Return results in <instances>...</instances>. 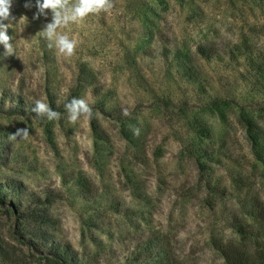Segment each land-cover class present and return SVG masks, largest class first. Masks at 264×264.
I'll return each mask as SVG.
<instances>
[{
	"label": "rangeland",
	"instance_id": "rangeland-1",
	"mask_svg": "<svg viewBox=\"0 0 264 264\" xmlns=\"http://www.w3.org/2000/svg\"><path fill=\"white\" fill-rule=\"evenodd\" d=\"M28 2L10 10L13 55L0 45V264H58L54 249L70 264H227L218 247L238 240L245 204L264 203L247 135L250 120L264 137V78L247 63L264 66V0H144L148 20L111 0L59 30L69 58L39 34L50 10L34 19ZM205 44L218 56L196 55ZM73 98L91 118L68 123ZM37 100L60 118H37Z\"/></svg>",
	"mask_w": 264,
	"mask_h": 264
},
{
	"label": "clouds",
	"instance_id": "clouds-1",
	"mask_svg": "<svg viewBox=\"0 0 264 264\" xmlns=\"http://www.w3.org/2000/svg\"><path fill=\"white\" fill-rule=\"evenodd\" d=\"M12 4L13 0H0V45L5 50L4 56H11L14 52V44L10 42L11 38L8 35V30L13 26L12 21L15 19L10 12ZM32 6L31 0L25 4V7L29 9ZM111 7V0H35L36 12L33 18L47 20L50 10L51 22L47 23L39 34L47 40L48 47L54 49L57 56L69 58L75 52L76 41L59 30L67 28L70 24L81 22L90 14L108 12ZM31 111L37 118L48 121L58 120L61 115L41 100L35 101ZM65 112L70 124L76 123L81 118L92 117V109L86 99L73 98L65 104ZM123 114L127 116L128 112L125 111ZM29 135L28 128L17 129L14 134H10L9 139L25 140Z\"/></svg>",
	"mask_w": 264,
	"mask_h": 264
},
{
	"label": "trees",
	"instance_id": "trees-1",
	"mask_svg": "<svg viewBox=\"0 0 264 264\" xmlns=\"http://www.w3.org/2000/svg\"><path fill=\"white\" fill-rule=\"evenodd\" d=\"M135 7L133 10L140 14L142 18L148 20L150 16L154 13L153 8H148L144 0H133ZM159 3V2H158ZM154 38V35H152ZM182 50H178L179 54H182V68L184 72L192 77L193 65L188 59V54L182 53ZM219 52L216 47L212 44L199 45L196 49V55L211 60L218 56ZM183 56L186 58L183 60ZM250 67H252L257 74L264 78V66L259 65L256 59L251 57L247 62ZM240 122L245 125L244 118L241 117ZM246 126V125H245ZM197 137L209 139L208 130L206 127L197 125L195 127ZM247 135L250 144L252 145V150L255 158L264 162V137L261 132L255 127H253L252 122L249 120L247 123ZM196 153L199 157L197 160L207 158V152L202 149L194 148L192 151ZM264 179V170H263ZM2 186L0 185V194L2 193ZM0 202H3L0 197ZM235 229L239 235L238 240L231 241L225 245H220L218 247L223 258L227 264H264V250L260 247L264 244V203L259 199L250 200L243 207L241 212V220L235 219ZM62 250V249H61ZM52 256L57 260L58 264H70L68 253L60 252L59 249H54L52 251Z\"/></svg>",
	"mask_w": 264,
	"mask_h": 264
}]
</instances>
